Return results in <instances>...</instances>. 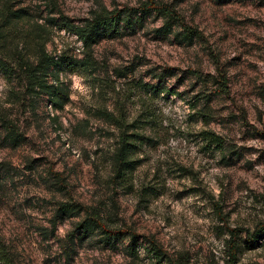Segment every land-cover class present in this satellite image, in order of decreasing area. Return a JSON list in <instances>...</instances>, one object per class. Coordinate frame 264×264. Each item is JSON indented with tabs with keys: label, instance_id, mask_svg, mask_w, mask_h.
Returning a JSON list of instances; mask_svg holds the SVG:
<instances>
[{
	"label": "rangeland",
	"instance_id": "1",
	"mask_svg": "<svg viewBox=\"0 0 264 264\" xmlns=\"http://www.w3.org/2000/svg\"><path fill=\"white\" fill-rule=\"evenodd\" d=\"M147 1L171 5L200 35L187 43L157 11L91 51L61 28ZM8 9L27 14L1 30L0 264H232L230 229L264 222V0H0V23ZM43 42L91 59L60 73L62 108L19 68L18 54L36 58ZM1 119L19 129L18 145ZM123 130L140 136L119 185ZM63 202L84 211L57 220ZM88 211L123 234H72ZM238 261L264 264V237Z\"/></svg>",
	"mask_w": 264,
	"mask_h": 264
},
{
	"label": "trees",
	"instance_id": "2",
	"mask_svg": "<svg viewBox=\"0 0 264 264\" xmlns=\"http://www.w3.org/2000/svg\"><path fill=\"white\" fill-rule=\"evenodd\" d=\"M132 9L124 10L120 8L109 9L106 6H102L97 10L93 17L88 19L82 25H76L71 21L66 20L61 28L68 30L78 36L82 41L86 50H92L93 46L98 44L106 36H115L120 33L123 28V24L129 25L134 21L142 22L144 18L157 11L158 14L167 18L164 29L171 30L173 24L180 22L184 27V30L179 34L182 39L187 43H192L194 37L200 35L199 30L187 25L184 22L182 15L171 5L164 3H154L153 1H147L141 8L130 11ZM23 9L12 10L8 9L4 13L0 23V42H5L3 39V29L7 26L10 27L23 20L26 17ZM35 39V38H34ZM35 40H41L35 39ZM4 44L0 43V49ZM19 68L24 72L25 78L29 82V90L33 92L44 91L50 96V101L56 108L63 107L62 96L63 93L61 87L60 73L62 71L69 70L74 72L79 69V66L87 68L91 65V59H77L72 56L62 54L55 56L49 53L46 48V43H41V47L37 53L36 58H32L28 55H20L17 57ZM8 63L4 60L0 51V66H7ZM2 128L6 131L8 138L14 145H18L23 138L17 126L10 119H1ZM140 136L138 133L129 132L123 130L120 138L119 145L114 153V181L123 185L127 180L129 173L136 168V161L133 159L134 150L136 147L135 141ZM213 140H218V137L211 133ZM84 211L82 206H77L69 202H63L60 205L56 219L72 216V214H81ZM57 221L54 222L56 225ZM74 233L78 235L82 234H94L99 233L103 240L107 243H115L121 234L122 229L110 228L98 212L88 211L86 217L77 223ZM230 249H231V263L239 264L238 252L244 249H254L260 244V240L264 237V222L256 226L253 231H239V229H230ZM245 232V236H241V233ZM71 235V234H70ZM132 241L136 238V235L132 234ZM134 244V243H133ZM4 264H14L2 257Z\"/></svg>",
	"mask_w": 264,
	"mask_h": 264
}]
</instances>
